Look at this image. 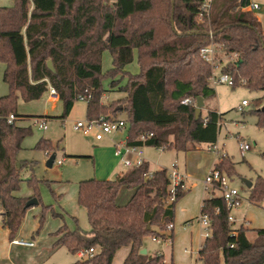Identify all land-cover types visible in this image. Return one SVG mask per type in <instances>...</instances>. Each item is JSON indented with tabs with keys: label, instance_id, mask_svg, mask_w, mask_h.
Returning <instances> with one entry per match:
<instances>
[{
	"label": "trees",
	"instance_id": "trees-1",
	"mask_svg": "<svg viewBox=\"0 0 264 264\" xmlns=\"http://www.w3.org/2000/svg\"><path fill=\"white\" fill-rule=\"evenodd\" d=\"M204 0H15L0 7V63L9 93L0 97V211L2 228L14 239L38 198L39 180L30 178L35 195L17 196L23 179L18 154L31 126L19 122L33 116L17 112L18 94L26 102L40 100L53 87L64 103L65 119L77 96L89 90L87 119L117 118L126 113L128 144L164 151L188 152L200 145L218 142L224 114L206 108V116L195 117L199 97L215 99L210 86L213 67L200 57L201 48L222 44L225 56L236 55L222 71L231 75L235 87L264 92V27L246 9L250 0H213L209 16L199 20ZM109 51L112 67L102 70V57ZM140 72L127 67L135 61ZM52 61L55 72L48 67ZM126 79V84L122 85ZM109 80V89L104 81ZM111 91L126 97L107 105L103 96ZM191 99L192 103L182 102ZM123 101V102H122ZM120 105L121 110H117ZM14 115L17 119L8 124ZM257 126L264 129V110L257 111ZM48 118L46 116H40ZM207 119V121H205ZM153 136L142 143L141 135ZM36 149L55 153L50 140L42 139ZM264 155V154H263ZM226 155L216 164L229 178L234 173ZM150 173L145 162L110 180L89 179L79 183L78 204L84 208L90 231L63 225L53 235L54 249L65 247L72 255L94 249L96 252L73 264H113L122 248L130 251L122 264H166L162 254H141L148 237L166 238V225L173 222L176 203L186 191L178 189L170 204L167 169ZM124 189L129 200L119 204ZM264 200V179L257 177L249 190V201ZM48 208H45V210ZM210 220L211 236L199 252V264H264V229L235 228L223 198L206 199L201 208ZM44 217L39 220V233ZM150 225V229L148 226ZM255 234L251 241L250 232ZM171 237V236H170Z\"/></svg>",
	"mask_w": 264,
	"mask_h": 264
},
{
	"label": "rangeland",
	"instance_id": "rangeland-1",
	"mask_svg": "<svg viewBox=\"0 0 264 264\" xmlns=\"http://www.w3.org/2000/svg\"><path fill=\"white\" fill-rule=\"evenodd\" d=\"M254 1L261 6V11L257 12L260 13L258 17L264 25V0ZM14 3L15 0H0V7H11ZM217 58L224 61L227 60V56H225L223 50L217 51ZM111 67V54L109 51H105L102 57L103 73H106ZM127 71L133 75H137L140 72L136 60L127 67ZM3 74L4 64L0 63V97L9 93V87L3 81ZM217 74H220V71H217ZM125 84L126 79L122 85ZM212 86L216 90V97L207 102V106L205 104L202 116H206V108L216 109L219 113L224 114V120L222 121L216 145L221 154L229 156V162L232 168H234V173L230 176L231 186L240 192L243 199L241 206L230 214L235 220L234 227L237 229L245 221H250L252 227L264 228V200L261 203V207L252 205L249 201V190L253 186L248 188L245 183V181L255 183L258 176L264 179V129L257 126V111L264 109V92L252 91L244 86L230 87L222 84ZM104 88L106 90L109 89V80L104 81ZM106 95L108 99L103 101L107 105L126 97L125 93L117 91L108 92ZM243 101L249 102L250 105L244 108L243 111H240L239 107ZM86 105V103L76 102L69 116L62 119L64 103L59 98L51 99L49 92L40 100L32 102H26L23 96L20 93L18 94L17 112L19 115L48 117L46 130H40L37 126H34L32 119L21 122L23 125L31 126L32 133L23 141L22 150L18 154L19 164L25 162L29 164L21 172L23 179L20 189L21 196L25 198L33 197L35 195L34 189L28 185L27 180L30 178L39 180L37 184V200L39 203L27 210L21 228L24 227L29 232L35 225L34 223H39L40 217L43 216V226L38 234H36L38 229L35 230L33 236L37 242L39 236L41 237L44 233V239L39 243L38 247L42 246L47 253L51 252V247L47 248V241L52 238V233H55L63 225H66L69 230H74L77 226L84 231H90L91 229L85 209L78 204L79 182L98 179V175L101 171L106 170L110 160H117L119 162L117 163L116 173L123 172L122 174H125L127 172L119 159L115 160L113 156H110L109 152L104 149L101 150L108 145L110 138L97 141L95 132L86 136L81 131L75 129L76 123L87 121ZM117 118L126 120V113H118ZM125 134L126 132L115 134L114 138L121 139L125 137ZM42 139L50 140L53 143L56 150L55 153L48 154L36 149L37 144ZM241 141L246 142L251 147L244 158L240 152ZM147 148L145 152L150 150L152 153V158L149 160L150 172L155 168L169 170L172 164L175 163V160H177L181 172V169L187 168L190 177L188 179V186L195 184L202 185L205 182L206 176L214 167L212 165L216 153L214 150L209 149L208 145H200L188 152H178L177 157L175 152L172 151L164 152L153 147ZM95 152L99 159H95ZM52 154L56 155V159L55 163L50 167L47 163ZM58 161H62L63 165H58ZM131 193L130 190L124 189L118 200L119 204H125L129 200ZM213 193L220 195L218 191H214ZM45 208L48 209L45 210ZM203 233L204 237H206V230ZM5 234L0 229V249L4 251V255L7 257L10 239ZM248 237L253 241L255 234H251ZM20 239L32 240L31 237H21ZM148 245L157 248H170L169 253L172 249L171 241L162 246H157L152 244L151 239H149ZM174 249H177L176 240ZM185 249L183 247L181 250L183 254L185 253ZM187 250H190V248L188 247ZM12 256L20 264L28 263L29 254L24 251L13 249ZM70 259H72V255L65 248L54 249L44 264H65L70 263ZM196 259V255L194 254L191 264H196ZM118 260L119 255H116L113 264H118Z\"/></svg>",
	"mask_w": 264,
	"mask_h": 264
},
{
	"label": "built area",
	"instance_id": "built-area-1",
	"mask_svg": "<svg viewBox=\"0 0 264 264\" xmlns=\"http://www.w3.org/2000/svg\"><path fill=\"white\" fill-rule=\"evenodd\" d=\"M212 1L213 0H204L203 4L200 7V14H199V20L203 21L205 17L209 16L211 7H212ZM251 8L253 10L259 9V6L257 4H252ZM223 50L222 44H210L208 46H205L201 48L200 50V57L208 64H210L213 67V73L210 78V86L215 84H222L227 85L230 87H235L236 83L234 78L226 74L222 71L223 65H225L229 61H234L237 56L236 55H230L227 56V60L224 61L223 59L217 58V51ZM224 51V50H223ZM235 57V58H234ZM217 71H220V74H217ZM213 87V86H212ZM49 94L51 98L57 99L59 98V95L57 91L53 87H49ZM104 97V96H103ZM106 98V97H104ZM92 99V94L89 90H85L83 93H80L76 101L86 103L87 105L90 103ZM185 105H189L192 103L191 99H185L183 102ZM250 104L247 101H243L241 106L239 107L240 111H243L244 108L248 107ZM16 117L14 115H10L7 119L8 124H13L16 121ZM46 121L47 118L44 117H37L33 118L32 122L34 126H37L40 130H46ZM207 121V119H205ZM222 126V123H220V127ZM75 129L77 131H81L84 135L88 136L95 132V138L97 141H101L104 138H110L114 136L117 133L123 132L126 129V123L125 120L119 119V118H112L108 119L105 117H101L98 120H89L87 119L86 122H78L75 125ZM153 136L152 133H146L141 135L140 141L142 143L147 142L151 137ZM144 148L143 146L139 145H129L128 139L122 140L120 142H115L114 144V154L115 157L119 159V161L123 164V166L130 170L133 168H138L142 166L145 162V155H144ZM209 149L214 150L217 156V161L214 165V167L211 169V171L208 173V175L205 178V187L208 190H214L220 192V196L223 198L226 208L231 214L232 211L238 209L242 204V197L240 192L231 186L230 178L222 172L220 169L217 168L216 164L218 163V160L221 157L226 156L225 154H221L219 148L217 145L209 147ZM251 149L250 145L247 144L244 141L240 142V152L242 157H245L246 153ZM58 165H62V161L57 162ZM152 173H149V176H151ZM168 176L170 179V187H169V193L170 197L167 200V203L170 204L176 200V194L178 189L181 191H186V185L184 183V176L179 172L177 163H173L171 166V169L168 170ZM229 214V222L234 223V218ZM200 224L205 228L206 230V238L211 236L210 232V220L208 215L201 214L199 217ZM3 223V217L2 213L0 211V229L2 228ZM174 225L173 223H169L166 225V233H169L173 230ZM154 242H157L161 244L163 241H169L167 238H161V237H153L152 238ZM12 244L17 246H23V247H33L34 243L32 241H27L24 239H14L12 241ZM94 249H90L88 251H82L80 253V256L82 258H86L89 255L95 254Z\"/></svg>",
	"mask_w": 264,
	"mask_h": 264
},
{
	"label": "crops",
	"instance_id": "crops-1",
	"mask_svg": "<svg viewBox=\"0 0 264 264\" xmlns=\"http://www.w3.org/2000/svg\"><path fill=\"white\" fill-rule=\"evenodd\" d=\"M250 2H251V4L246 10L251 12L260 21L261 25L264 27V25L262 24V20L258 17L260 15V13L257 12V11H261L260 4L254 0H250ZM252 4H257L259 6V9L253 10L251 8ZM135 60L137 61L136 56H135ZM4 69H5V66H4ZM104 97H106V98H104ZM104 97H103V100L108 99V96L106 94L104 95ZM51 99H53V98H51ZM103 103L106 104L105 101H103ZM86 112H87V105H86ZM122 120H124V119H122ZM21 122H19L20 125L26 126V125H23ZM221 127H220V129H221ZM220 129H219V132H220ZM124 132H126L125 137L118 139V138H116V137L114 138V136H112V137H110V139L108 141V145L101 149V150L104 149L105 151L109 152L110 156L111 157L113 156L115 160L118 159L117 157H115V154H114L115 142H117V141L120 142L122 140L128 139L127 129H125V131L120 132V133H124ZM103 140H101V141H103ZM146 148L147 147L144 148V155H145L146 162H148L150 165L149 160H150V158H152V156H151L152 153L150 150H147L145 152ZM159 150H161V149H159ZM162 151H164V150H162ZM172 152H175L176 157H177V152L176 151H172ZM100 157H101V155H100ZM86 158H92V157H86ZM97 158L99 159V157L96 156V152H95V159H97ZM216 161H217V156L215 157V160L213 162L212 167L215 165ZM175 162L177 163V160H175ZM117 163H119V162H117V160L116 161L110 160V163H109L108 167L106 168V170L101 171V173L98 175V180H110V179H113L119 175H122L123 172L116 173ZM62 165H63V162H62ZM178 169H179V166H178ZM158 170H160V169L155 168L153 171H151V173H154L155 171H158ZM181 170H182V172L180 171V169H179V172L184 176V183L186 185L187 190H186L185 195L176 203L175 217H174V220L172 222L174 225V228L171 232L167 233V235H166V238L169 239V241H171L172 249L170 250V253H169L170 248H157V247H153L152 245L149 246L150 245V244L148 245L149 239H151L152 244L157 245V246H162L168 242V241H163L161 244H159V243L153 241V239H152L153 237H148L144 240V248L143 249L147 250V254L148 253L149 254H162L164 257V262L166 264H191V261L193 259V255L195 254L196 258H197L196 264H198L199 252L202 249V247L205 243V240H206V237H204V233H203V231H205V228L199 222V217L201 216V208H202L204 200L210 199L214 196H219V195H215L213 193L214 191L212 189L207 191L204 182L202 183V185L195 184L192 186H188V179L190 177L188 175L187 168L181 169ZM126 171H128V169H126ZM252 184H254V183H252ZM78 190H79V188H78ZM17 196L23 197V196H21L20 191L17 192ZM252 205H254V204H252ZM254 206L261 207V204L260 205H254ZM34 224L35 225L30 229L29 232L24 227H22L20 232L14 237V239H20L21 237H25V238L31 237L32 238L31 241L34 243V246L33 247L17 246V245L12 244V241L14 239L12 240L9 238L10 242L8 244L7 257H5L4 251H2V249H0V264H20V263H18L17 259H14V257L12 256L13 249H16L18 251L19 250L24 251V252L29 254V260H28L27 264H44V262L50 256L51 252H53V250H54L53 246H54V243H55L57 238L53 235L54 233H52V238L49 239L46 243L47 248L51 247V252H49V253L45 252V250L42 248V246L38 247L39 243H41L44 239V233L41 235V237L39 236V240L36 242L33 235L35 234V230L39 229V223H34ZM234 225H235V221H234ZM241 226H245V227L249 228L250 230L264 229V228L252 227V223L250 221L249 222L245 221V223H242L240 226H238V228H240ZM1 229L3 230L4 234L6 233L5 235H8V237H9V230L6 228H1ZM251 234H254V233L251 231L248 234V236ZM175 240L177 242V249H174ZM183 247L186 248L184 254L181 252ZM188 247L190 248V250H187ZM60 248H65V247H60ZM60 248H57V249H60ZM129 251H130L129 248H122L117 252L116 255H119L118 264L123 263V261L125 260V258L127 257L128 253H129ZM81 258L82 257L80 256V253L77 255H72V259H70L69 262L71 264H73L74 262H76L77 260H79ZM115 258H116V256H115ZM70 263H65V264H70Z\"/></svg>",
	"mask_w": 264,
	"mask_h": 264
},
{
	"label": "water",
	"instance_id": "water-1",
	"mask_svg": "<svg viewBox=\"0 0 264 264\" xmlns=\"http://www.w3.org/2000/svg\"><path fill=\"white\" fill-rule=\"evenodd\" d=\"M48 67H49V69L52 72H55V68L53 66L52 61H49L48 62ZM204 106H205L204 99L202 97H199L197 99L196 107H195V117H196V120H198L200 118ZM121 109H122V106H120L117 110H121ZM55 159H56V155L55 154H52L50 156L49 160H48L47 165L51 167L53 165V163L55 162ZM245 183L247 184V187L248 188H251L252 187V183L251 182L245 181ZM38 203H39V201L37 200V198H32L31 200H29L27 202L26 207L36 206V205H38ZM148 229H150V225L148 226ZM141 254H147V250L146 249H142Z\"/></svg>",
	"mask_w": 264,
	"mask_h": 264
}]
</instances>
